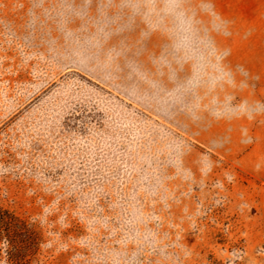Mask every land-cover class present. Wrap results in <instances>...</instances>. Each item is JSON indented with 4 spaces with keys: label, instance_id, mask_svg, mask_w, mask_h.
<instances>
[{
    "label": "rangeland",
    "instance_id": "1",
    "mask_svg": "<svg viewBox=\"0 0 264 264\" xmlns=\"http://www.w3.org/2000/svg\"><path fill=\"white\" fill-rule=\"evenodd\" d=\"M0 209V264H264V0H0Z\"/></svg>",
    "mask_w": 264,
    "mask_h": 264
},
{
    "label": "trees",
    "instance_id": "2",
    "mask_svg": "<svg viewBox=\"0 0 264 264\" xmlns=\"http://www.w3.org/2000/svg\"><path fill=\"white\" fill-rule=\"evenodd\" d=\"M14 228H16V224L12 216L6 211L0 209V238L3 237V235L9 238V234ZM24 228H26V225H24ZM8 242L11 243L12 241L8 239ZM11 257H13L12 254Z\"/></svg>",
    "mask_w": 264,
    "mask_h": 264
}]
</instances>
